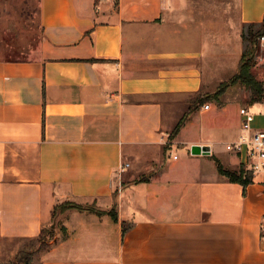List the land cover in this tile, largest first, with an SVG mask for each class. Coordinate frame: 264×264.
I'll list each match as a JSON object with an SVG mask.
<instances>
[{
    "label": "crops",
    "instance_id": "1",
    "mask_svg": "<svg viewBox=\"0 0 264 264\" xmlns=\"http://www.w3.org/2000/svg\"><path fill=\"white\" fill-rule=\"evenodd\" d=\"M39 18L31 56L0 58V264L65 200L102 213L63 211L38 264H264V182L227 148L248 134L224 98L241 84L171 135L190 97L236 72L264 0H39ZM248 106L264 127V103Z\"/></svg>",
    "mask_w": 264,
    "mask_h": 264
},
{
    "label": "trees",
    "instance_id": "2",
    "mask_svg": "<svg viewBox=\"0 0 264 264\" xmlns=\"http://www.w3.org/2000/svg\"><path fill=\"white\" fill-rule=\"evenodd\" d=\"M262 35H264V20L259 22H250L245 25L242 33L245 46L241 58L239 60L236 72L229 79L223 81L214 92L204 93L202 91H197L192 97H190L188 109L177 122L171 135H174L179 131L180 127L184 125L187 119L189 118L190 113L194 111L199 105H202L208 100H218L219 97L226 91V89L235 83L241 84L246 89L249 98V104L260 103L263 101L264 75L262 78L258 77V75L253 70L254 63L251 60L253 55L256 51H258L259 48H257V38ZM217 167L222 175H225L233 181H239L243 185H246L251 179L250 173L245 174L244 169L242 168L238 172L229 170L225 168L220 162H217ZM147 177L148 176H143L139 178V180H145ZM64 202H67L66 205H69L68 207L73 209L90 210L97 213H102V210L93 205H84L74 201L65 200L60 203H57L54 206L53 224L55 222V218L66 210L62 207L64 206ZM110 213L114 219H117V211L115 204L110 209ZM53 236L54 226L41 228L39 234L36 237L28 238L26 239L27 241L24 244L20 245L11 264H31V262L33 261V257L37 253L46 250L50 247L51 243L50 241H48V239L53 238Z\"/></svg>",
    "mask_w": 264,
    "mask_h": 264
},
{
    "label": "rangeland",
    "instance_id": "3",
    "mask_svg": "<svg viewBox=\"0 0 264 264\" xmlns=\"http://www.w3.org/2000/svg\"><path fill=\"white\" fill-rule=\"evenodd\" d=\"M41 34L39 0H0V58L30 57L32 49H34L40 41ZM257 48L258 51L255 52L251 60L254 63V72L259 78H262L264 75V44H262L261 36L257 38ZM229 73L231 72L227 71L223 75L226 76ZM234 96L239 99L238 101H240L241 105L249 104L247 91L242 85L230 89L224 98H231ZM234 103L236 105H232V109L238 107V103ZM215 110L216 109L214 108L211 112H215ZM234 128L236 127L234 126ZM189 132L191 137H194L197 135L198 130L192 127ZM221 147L226 148L224 143L221 144ZM173 152L180 155L182 147L174 145ZM187 154L188 145L183 144V158L188 156ZM66 203L67 202H64V206L62 207L69 209L70 207H68L69 205H66ZM53 226L54 236L53 238L48 239L50 243L52 240L59 238L60 234L64 232L61 215L55 218ZM26 241L27 240H24L22 244ZM39 253L33 257L31 264H38L37 258Z\"/></svg>",
    "mask_w": 264,
    "mask_h": 264
},
{
    "label": "built area",
    "instance_id": "4",
    "mask_svg": "<svg viewBox=\"0 0 264 264\" xmlns=\"http://www.w3.org/2000/svg\"><path fill=\"white\" fill-rule=\"evenodd\" d=\"M262 44H264V35L261 36ZM261 103H264V99ZM204 108H209L210 104L205 102ZM264 114V106L259 110ZM241 116V128L248 131V134H243L236 142L227 144L228 149L236 151L245 150L246 154V167L253 174L258 175L264 182V127H252V121L255 117V112L249 108L248 105H242L239 108ZM128 163H123L120 167L125 170Z\"/></svg>",
    "mask_w": 264,
    "mask_h": 264
},
{
    "label": "water",
    "instance_id": "5",
    "mask_svg": "<svg viewBox=\"0 0 264 264\" xmlns=\"http://www.w3.org/2000/svg\"><path fill=\"white\" fill-rule=\"evenodd\" d=\"M191 151L193 153H201V152H206V147L205 146H201L200 144H193L191 146Z\"/></svg>",
    "mask_w": 264,
    "mask_h": 264
}]
</instances>
